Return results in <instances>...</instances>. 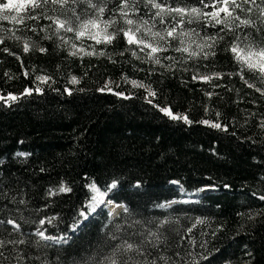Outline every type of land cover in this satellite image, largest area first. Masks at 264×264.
<instances>
[{"label": "trees", "instance_id": "16d2710c", "mask_svg": "<svg viewBox=\"0 0 264 264\" xmlns=\"http://www.w3.org/2000/svg\"><path fill=\"white\" fill-rule=\"evenodd\" d=\"M122 2L91 0L105 8L101 20L125 17L118 7ZM155 2L202 13L219 5L216 0ZM235 5L229 0L231 17L220 14L227 26L174 12L160 23L153 15L158 9L147 0L135 5L128 0L123 9L136 21L215 37L208 51L215 55L206 59L179 54L157 64L146 50L129 45L123 31L95 46L92 55H70L44 17H28L0 33V95L20 97L0 101V240L5 242L0 264H111L112 258L117 264H264V95L256 91L264 90V80L230 50L237 37L241 47L264 48V0H235ZM48 8L60 19H88L96 12L87 0ZM237 16L251 23L241 25ZM24 41L30 42L27 53ZM206 74L209 81L199 79ZM38 76L50 79L41 82ZM73 76L79 83H70ZM106 84L130 98L98 91ZM26 88L31 95H22ZM153 104L193 123L171 120ZM205 119L227 131L199 123ZM93 183L103 192L112 190L109 199L124 206L114 218L105 211L85 222L80 218ZM61 185L71 190L50 194ZM208 187L214 190L194 202L162 207ZM9 219L19 230L6 223ZM41 231L44 237L68 239H45ZM125 242L144 254L118 251Z\"/></svg>", "mask_w": 264, "mask_h": 264}, {"label": "snow or ice", "instance_id": "6c2138e0", "mask_svg": "<svg viewBox=\"0 0 264 264\" xmlns=\"http://www.w3.org/2000/svg\"><path fill=\"white\" fill-rule=\"evenodd\" d=\"M49 2V0H43V4H47ZM51 2L53 4H60L61 6L69 3V0H51ZM77 0H72V3H76ZM87 2L89 3V6L96 9L95 15L89 17L88 19L85 20H80V17L77 16L76 19L78 21H80L79 25H78V31H77V35L78 36H82L85 33V30L89 29L90 26H98V21L103 23L104 27L101 29V32L103 33V39L105 42L110 43L118 34V31H123L124 37L127 39V43L129 45L133 44V43H137V45H143L144 47H150L151 48V52L152 53H156L157 51H162V50H166L164 48H161L159 46H152L151 44H147L145 43V41L143 39H139L136 38L134 39V35L136 32L140 31V25L137 24V26L135 27V29L133 28H128V29H119V30H114L112 33H108V28L110 26H113L115 24L114 20H101V16L105 11V8L103 6H98L96 4H92L91 0H87ZM133 5H135L136 0H132ZM148 4L151 5L152 8L158 9V11H156L153 15L155 17H160V23H164L163 20V16L164 15H169L171 13H176L178 16H184V15H189V16H195V17H200L201 15L207 18H210L208 20L209 23H212L213 21L215 22V24H221L224 23L225 26H227V21L226 19H221L220 17V13L223 12L225 13L226 17H231L232 16V11L229 10V0H216L217 4L222 5L221 7L217 8L215 6V4H213V11L212 12H207V13H202L201 9L199 8H191L190 10L185 9V8H181V7H169L167 9H165L164 7H162L161 3H156L155 0H147ZM256 0H245V3H251V4H255ZM201 3H203V0H201ZM232 4L235 5V0H232ZM30 5L31 6V11H34L36 8H40L41 7V0H23L22 3L19 4V6H17L16 4L13 3V0H9V2L7 4L3 3V0H0V13L4 12L7 9H13L15 8L17 11H20L22 9H25L26 6ZM209 5L208 4H204V7L207 8ZM236 7H241V5H235ZM119 9L121 10L122 15H124L125 17H127V13L123 11L124 8L128 7V0H123V2L118 5ZM234 10V9H233ZM249 11H251V9H249ZM261 12L262 14H264V8H261ZM74 13V10H73ZM75 14V13H74ZM3 19L7 20L9 19L8 16H3ZM29 18L30 19H37L36 16L29 14ZM47 19L52 20V24L55 25V31L57 33H59V31L61 29H64L65 31L68 32H72L74 29L71 26V21L70 20H63L60 19L58 17H46ZM235 19L240 20V24L241 25H249L251 23L250 20L247 19H243L241 20L238 16L235 17ZM12 20H16V17H12ZM23 20V17H21V22ZM192 21L190 20L189 23H191ZM125 23L127 25H134L137 22L134 21L131 18H126L125 19ZM180 24L183 23V20L181 19V21H179ZM143 24L145 26L148 25V21H143ZM178 25H173L170 28H166L165 32L167 37H173V34L176 32ZM237 27H239V25H237ZM34 30V29H33ZM43 30V29H42ZM148 31L151 33V29L148 28ZM130 33H132V35H130ZM192 33H195V29H192L190 32L181 33V36H188L191 37ZM152 35L154 37H159L160 40H165L166 37L164 35H162L160 32H155L152 33ZM196 35L198 36L199 33H196ZM91 39H96L97 43H100L101 40L97 38V35H91L90 36ZM18 39V38H17ZM207 40H215V37H207L205 38V42L203 44H197V47L200 49L201 52H203L204 47H209L211 48L212 45L211 44H207ZM237 42L233 43L231 46V51L235 54V59L243 64L246 65L248 69L251 70H256L260 73L261 75V79L264 80V48L261 49H255L253 47H251L248 44H244L243 47L240 46L241 42H240V38L237 37L236 38ZM245 40H247V37H245ZM3 38H0V44H3ZM181 44L185 43L184 39H181ZM194 40H190L188 43V47H183V48H177V51H184L187 52L189 50V48L191 47V43H194ZM5 52H8L9 50L7 48L3 49ZM30 50V42L29 41H24V45H23V51L25 53L29 52ZM41 52L46 51V49L41 48L40 49ZM82 51V49H81ZM141 51H143V48H141ZM241 53H243V55H241ZM9 54H13V53H9ZM70 55H76L77 53L75 52H70ZM92 52H86L85 55H92ZM104 53H100V55H103ZM122 54V53H121ZM215 55V52H211V53H204V58L206 59L208 55ZM133 55H135V52L133 53ZM192 56H196L197 53L196 52H192L191 53ZM17 59H19V57L17 56ZM149 59H153L155 63L159 64L160 63V59L157 57H153L151 55H149ZM166 59H172V57H166ZM5 75H8L7 73H5ZM25 76L28 75L27 72L24 73ZM217 77H220L221 74L219 73H215L213 74ZM198 77L196 75H194L192 77L193 80H196ZM212 77L209 75H203L200 76L199 79L203 80V81H209ZM37 80L41 81V82H47L50 77H46V76H38L36 78ZM241 79H243V76H241ZM70 83L72 84H77L79 83V81L77 80V78L75 76H73L71 78ZM245 83L248 85V87L253 88L255 87L254 84L249 83L247 80H245ZM133 86H139V87H145V85L143 84H137L136 81H132ZM105 90L112 92V89L108 87V85L106 84L103 88L98 89V91L104 92ZM35 91L37 93L41 92V89L39 87H37L35 89ZM65 92L68 93V95H71V91H69L67 88L64 89ZM256 91L261 92L262 95H264V90H261L260 88H256ZM32 94V89L26 88L24 90V92L22 93V95H31ZM113 95H118L123 97L124 99H129L130 97L128 96H124L123 92L120 93H116V92H112ZM156 93L151 91L150 89H148V96H152L155 97ZM209 96H211V93H208ZM20 97H17L15 95H12L11 93H9L7 96H3L0 95V101L3 102V104H9V102H15L19 99ZM146 102L149 104H152V100H148L147 97H145ZM3 104H0V106H3ZM153 107L157 108L159 110V112H161L164 116H167L169 119L171 120H183V122L185 124H189L191 125L193 123V121L189 120L187 115H180V114H173L171 111L170 107H160L159 105H155L153 104ZM217 116H219V113L216 114ZM199 123L206 125L208 127L211 128H215V129H220L223 131H227L226 127L222 128V125L219 122L213 123L210 120H201L199 121ZM264 126V122H262V125ZM17 155H27L25 153H17ZM172 183H178L177 181H173ZM117 185L114 182L110 187L111 188H115ZM90 189L92 192L96 193V195H93L91 200L92 203L88 204L86 206V211L82 210L80 212V216L83 217L84 219L88 218V215L90 214L91 211L95 210V205L98 203H102L103 200L102 199H98V197L101 195L95 185V183L91 184ZM136 187H139V184L136 185ZM70 188H67L63 185H61L59 187V189L56 190V192H50V194L55 195L57 193H63V192H67L70 191ZM261 200H264V196L260 197ZM21 203H23V201H21ZM251 218V217H250ZM2 222V221H0ZM6 223L8 225H12V227L16 230H19V225L16 224L13 220L9 219L6 221ZM196 223H203V221H197ZM40 224L43 225L44 224V220L40 221ZM189 231H191V229H189ZM39 235L41 237H44V232L41 231L39 232ZM155 235V234H153ZM45 239H56L54 237H44ZM63 239V238H60ZM4 241L0 240V247H3L4 245ZM11 243H16V241H11ZM19 243H23V241H20ZM118 251H123L124 253H130V252H137V254L139 255H143V251L139 248H137L134 244L132 243H128L125 242V244L121 247V249H119ZM3 253L0 252V256H2ZM131 259V258H130ZM111 264H117V261L115 260V258L111 259ZM137 264H142V262H137ZM154 264V262H153Z\"/></svg>", "mask_w": 264, "mask_h": 264}, {"label": "rangeland", "instance_id": "374dc122", "mask_svg": "<svg viewBox=\"0 0 264 264\" xmlns=\"http://www.w3.org/2000/svg\"><path fill=\"white\" fill-rule=\"evenodd\" d=\"M8 2H9V0H4V4H7ZM22 2H23V0H13V3L16 4L17 6H19V4ZM49 5H54L51 2V0H49V2L47 4H43V0H41V7L36 8L34 11H31L30 5L26 6L25 9H22L20 11H17L15 8L5 10L4 12L0 13V33H4L8 27L21 24L24 21V19L28 18L29 14H32L33 12H37V14L34 15L37 17V19H33V20L40 21L44 17L47 21H50V24H52V20L46 18V17H55L53 15H50L49 10H48ZM221 6L222 5H220V4L216 5L217 8H219ZM213 10L214 9L212 7L209 10V12H212ZM220 14H225V13L221 12ZM3 16H8L9 19L5 20L2 18ZM12 17H16V20H12ZM21 17H23L22 22H21ZM76 17L77 16H68L67 18H63V20H70L71 21V26L74 29L72 32H68V31H65L64 29H61L58 33L61 35V37L63 39L62 41L67 45V48L70 50V52H75V53H77V55H85L86 52L94 53L93 49L95 48V46L100 45V44H104V43H108V42L104 41L103 33L101 32V29L104 27V25H103V23H101L99 21H98V26H90L89 29L85 30L84 35L78 36L77 31H78V25H79L80 21H78L76 19ZM79 17H80L81 21L85 20L83 17H81V16H79ZM126 18H128V17H122L121 19L114 20L115 24L108 28V30H107L108 33H112L114 30H119V29H125L126 30L130 27L135 29L137 24H139L140 25V31L135 33L134 39H136V38L143 39L145 41V43H147V44H151L152 46H159L161 48L166 49V50H162V51H157L156 53H152L150 47H144L143 45H137V43L132 44V45H136V46L146 50L148 57H149V55H151V56L157 57L159 59H166V57H173V55H179V54L192 56L191 55L192 52H196L197 53L196 56H198V55H204V53H208V51H209V47H204L203 52H201L200 49L197 47V44H203L205 42V38H206V37H203L198 30L195 31V33H192L191 37H188V36H181V33L182 32L187 33L190 31L184 30L181 28H177L176 32L173 34V37H167L165 29H163L162 25L156 26L152 23H148V25L145 26L142 21L134 20L137 23L130 26V25H127L125 23ZM202 19H204V18H202ZM53 26L55 27V25H53ZM148 28L151 29V33L148 31ZM155 32H160L162 35H164L166 37V39L160 40L159 37H154L152 35V33H155ZM196 33H199V35L197 36ZM91 35H97V38L100 39L101 42L97 43L96 39H91L90 38ZM130 35H132V33H130ZM181 39L185 40L184 44H181V42H180ZM190 40H194L195 42L191 43V47L189 48V50L187 52L176 50L177 48L188 47V43ZM126 41H127V39H126ZM207 44H211V41L207 40ZM248 45H250V44H248ZM81 49H82V51H81ZM241 55H243V53H241ZM150 60H153V59H150ZM244 66L247 67L246 65H244ZM89 191H90V199H89L90 201H88L86 203V206L88 204L92 203L91 198L93 195H96V193L92 192L90 188H89ZM98 191L101 194L98 197V199L104 198V200H106V201H112V200H108L109 196L107 197V194L109 195L112 190H109L108 193L103 192L99 189H98ZM180 192L182 194H184L183 190H181ZM200 193H202V192L200 191V192L195 193V196H194L195 199H197L198 197H201ZM182 200L189 201L190 197H187V195H182V199L177 200V201H172L171 203L178 202V201L181 202ZM112 202L115 203L114 201H112ZM171 203H164V204H162V207H169L170 205H172ZM115 204H117V203H115ZM86 206H85V211L87 210ZM103 206H107V204H105V205H100L99 203L96 204L95 210L90 212V214L88 215V218L94 217L95 215L101 214L103 211H105L107 214V217L109 219H112L123 208V207L120 208L119 209L120 211L116 215L112 216L111 212H109ZM80 218L82 220H85L81 216H80Z\"/></svg>", "mask_w": 264, "mask_h": 264}, {"label": "water", "instance_id": "95a60500", "mask_svg": "<svg viewBox=\"0 0 264 264\" xmlns=\"http://www.w3.org/2000/svg\"><path fill=\"white\" fill-rule=\"evenodd\" d=\"M172 184H174V185H179V184H177V183H172ZM212 190H214V188H211V187H208V188H204L201 192L202 193H200V196H202L203 195V193H205V192H207V191H212ZM182 194V193H181ZM195 193H193V194H187V197H190V200L189 201H186V200H182L181 202H177V203H183V202H185V203H188V202H194L195 200ZM107 197H108V194H107ZM108 199H109V197H108ZM175 203V202H174ZM171 204H173V203H171ZM88 220V218L87 219H85L83 222H85V221H87ZM81 223H79V225H80ZM78 225V226H79ZM73 231V230H72ZM60 238H63V239H60ZM59 239H54V241H58L59 243H65L66 241H67V239H68V236H62V237H60Z\"/></svg>", "mask_w": 264, "mask_h": 264}, {"label": "bare ground", "instance_id": "6f19581e", "mask_svg": "<svg viewBox=\"0 0 264 264\" xmlns=\"http://www.w3.org/2000/svg\"><path fill=\"white\" fill-rule=\"evenodd\" d=\"M103 200L102 203H99L100 205H105L107 204V206H103L105 209H107L109 212H111L112 216L116 215L120 210V208L124 207L123 205L120 204H115L112 201H106L104 200V198H101ZM123 209V208H122Z\"/></svg>", "mask_w": 264, "mask_h": 264}]
</instances>
